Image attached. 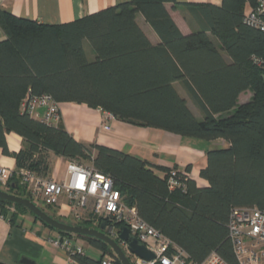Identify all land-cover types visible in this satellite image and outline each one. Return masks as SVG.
I'll list each match as a JSON object with an SVG mask.
<instances>
[{
  "label": "trees",
  "instance_id": "1",
  "mask_svg": "<svg viewBox=\"0 0 264 264\" xmlns=\"http://www.w3.org/2000/svg\"><path fill=\"white\" fill-rule=\"evenodd\" d=\"M168 2L177 4L129 0L61 24L0 10L5 34L0 40V149L14 157L16 169L28 167L42 175H49L51 153L89 160L112 178L127 205L135 206L145 222L186 253L187 262H201L215 251L229 264H238L228 236L230 211L264 209V31L243 22L246 6L254 8L257 0L187 5L195 23L188 35L174 23L165 7ZM137 13L159 43L148 39L137 24ZM245 91L251 97L238 103ZM44 93L58 103H84L125 122L220 141L206 151V165L200 170L208 185L197 187L186 166L179 170L183 186L170 190L166 173L172 167L154 166L103 144H84L60 121L46 124L21 110L29 94ZM8 132L22 137L17 152L8 150ZM5 190L32 200L15 173ZM9 207L39 220L25 207L0 200V214L6 215ZM45 207L40 208L55 218L54 207ZM39 221L58 236L85 239L120 264L105 243ZM71 257L79 264H99L101 259Z\"/></svg>",
  "mask_w": 264,
  "mask_h": 264
},
{
  "label": "crops",
  "instance_id": "2",
  "mask_svg": "<svg viewBox=\"0 0 264 264\" xmlns=\"http://www.w3.org/2000/svg\"><path fill=\"white\" fill-rule=\"evenodd\" d=\"M129 0H0V10L12 13L18 17L29 18L47 24L69 23L83 16L93 14L104 8L114 6ZM222 0H176L177 4L165 3L174 23L183 35L192 33L195 23L188 14L187 5L214 4L220 5ZM250 6H246V11ZM137 24L153 44L160 42L158 35L147 23L141 13L136 15ZM5 37L0 27V40ZM92 56L91 50H87ZM224 57H229L222 51ZM179 89V83H175ZM250 91L241 93L238 103L248 101ZM191 107V106H190ZM60 124L78 141L84 144L98 143L125 153L137 156L154 166L176 167L184 170L189 166L187 175L197 187H205L208 182L200 176V170L206 165V151L221 145L220 141L179 135L159 128L145 127L125 122L114 117L104 118L98 108L89 107L84 103L65 101L59 103ZM191 109L194 111L195 108ZM197 111V110H196ZM196 114L197 112L194 111ZM201 117L199 113L196 114ZM108 128L104 129L103 125ZM8 150L17 152L22 146V137L17 133L5 134ZM57 156L59 158L54 157ZM63 157L50 154L51 177H60L63 171ZM62 161V162H61ZM57 162V163H56ZM58 173L53 169L60 165ZM0 165L8 169H16L15 159L5 155L0 149ZM162 175V172L156 170ZM0 189L5 190V187ZM55 213L64 216L59 208H53ZM12 207L6 215L0 214V262L4 264H19L22 257L33 260L35 264H79L71 259L68 249L54 245L52 240L58 235L56 231L46 227L27 212H16ZM15 213L14 220L9 219ZM73 244L82 247L85 256L100 259L101 251L90 245L85 239L73 237Z\"/></svg>",
  "mask_w": 264,
  "mask_h": 264
},
{
  "label": "built area",
  "instance_id": "3",
  "mask_svg": "<svg viewBox=\"0 0 264 264\" xmlns=\"http://www.w3.org/2000/svg\"><path fill=\"white\" fill-rule=\"evenodd\" d=\"M243 22L264 31V0H257L256 6L245 13ZM21 110L46 124L56 125L60 121L59 103L47 93L29 94L22 101ZM100 111L104 118L112 117L110 113ZM103 128L107 129L108 126L104 124ZM63 164L62 175L55 178L39 174L28 167L8 169L0 165V188L6 187L15 173L36 205L35 201H39L44 206L59 208L65 217H71L74 222L93 221L97 224L93 228H98V222L101 221L105 224V233L115 239H118L121 227L126 226L132 236L155 254L154 259L147 261L125 249L132 264H229L215 251L210 252L201 262H187L186 253L181 248L145 222L135 206L123 201L109 175L96 170L90 163L75 159L64 158ZM179 175L175 167L166 173L170 190L183 186ZM117 223L122 224L120 228L116 227ZM228 236L238 264H264V209L232 208L228 220ZM52 242L67 248L70 256L84 255L82 247L74 245L72 238L57 235ZM99 264L116 262L111 254L105 253Z\"/></svg>",
  "mask_w": 264,
  "mask_h": 264
},
{
  "label": "water",
  "instance_id": "4",
  "mask_svg": "<svg viewBox=\"0 0 264 264\" xmlns=\"http://www.w3.org/2000/svg\"><path fill=\"white\" fill-rule=\"evenodd\" d=\"M0 200L25 207L35 217L55 230L94 238L105 243L111 249L113 255L118 259L120 264H132L125 249H127L129 253L147 261L155 258V254L148 250L144 244L140 243L136 237L132 236L126 226L121 227L120 232L118 233V239H115L105 233L104 223H100L98 228H93L82 226L80 224H69L59 221L47 214L44 210H42V208H40L30 199L15 195L3 189H0ZM123 244L125 245V248L123 247ZM19 264H35V262L28 258L22 257L19 261Z\"/></svg>",
  "mask_w": 264,
  "mask_h": 264
},
{
  "label": "rangeland",
  "instance_id": "5",
  "mask_svg": "<svg viewBox=\"0 0 264 264\" xmlns=\"http://www.w3.org/2000/svg\"><path fill=\"white\" fill-rule=\"evenodd\" d=\"M83 46H84V48H85L86 50H89V49H90V47H89V45L87 44L86 41H84ZM191 107L193 108L192 105H191ZM194 111L198 113V111H196V109H194ZM197 113H196V114H197ZM55 158H59V157L55 156L54 159H55ZM79 161H81V162H83V163H85V164H88V163H89V160H86V159H80ZM61 162H62V161H61ZM56 163H57V162H56ZM59 164H60V163H59ZM62 164H63V162H62ZM60 168H61V164H60V165L55 164L53 170H54L56 173H58L59 170H60ZM62 173H63V172H62ZM35 202H36L38 205H40V207L46 209V207L44 206V204H43L42 202H39V201H35ZM49 212H50V213H53V212H51V211H49ZM53 216H54L55 218H57V219H60V221L65 222V223H69V224H73V223H74V219H72L71 217H63V216H60L58 213H55V214L53 213ZM85 225L90 226V227H97V224H96L95 222H93V221L87 222V223H85ZM88 246L90 247L91 250L94 249L92 245H88Z\"/></svg>",
  "mask_w": 264,
  "mask_h": 264
}]
</instances>
